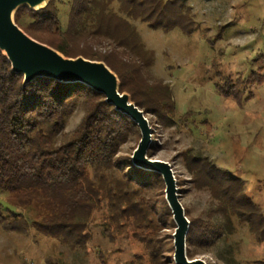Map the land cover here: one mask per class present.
I'll use <instances>...</instances> for the list:
<instances>
[{
	"label": "trees",
	"instance_id": "16d2710c",
	"mask_svg": "<svg viewBox=\"0 0 264 264\" xmlns=\"http://www.w3.org/2000/svg\"><path fill=\"white\" fill-rule=\"evenodd\" d=\"M190 12L185 0H48L37 10L19 7L14 20L30 36L66 56L104 61L117 74L119 90L163 122L172 112L170 91L167 84L152 83L147 77L154 52L134 22L168 31L193 24ZM102 43L108 48L94 49ZM22 79L0 51V227L22 235L31 230L75 246L84 244L93 213L104 207L99 218L103 232L114 238L123 224L144 242L148 253L139 262L174 264L136 232L149 230L155 221V203L150 202L154 194L144 197L146 189L156 192L163 186L159 173L135 166L130 156L116 157L120 145L138 132L136 124L107 103L102 93L82 83L37 77L23 84ZM254 79L264 82V76ZM79 105L80 122L59 139ZM184 158L192 184L207 190L215 201L207 220L189 219L187 238L197 234L200 241L209 238L206 242L211 243L245 227L264 243V216L245 192L242 179L207 156L185 151ZM24 208L34 213L26 216ZM214 214L221 218L212 220Z\"/></svg>",
	"mask_w": 264,
	"mask_h": 264
},
{
	"label": "rangeland",
	"instance_id": "374dc122",
	"mask_svg": "<svg viewBox=\"0 0 264 264\" xmlns=\"http://www.w3.org/2000/svg\"><path fill=\"white\" fill-rule=\"evenodd\" d=\"M185 2L190 7L191 25L163 31L134 22L142 41L154 52V61L145 73L152 83L167 84L173 104L170 117L163 122L145 112L151 127L146 155L171 165L188 219L207 220L215 201L207 190L192 184L185 151L207 156L222 170L241 178L245 192L264 216V82L254 79V75L264 76V0ZM95 48L103 51L108 46L95 44ZM182 113H187L185 118ZM82 115L79 105L59 139L66 138ZM139 138L138 129L120 145L116 157L131 159ZM148 196L155 203L156 223L152 219L149 230L136 232L148 238L164 260L174 263L175 223L164 197V182L156 192L146 189L144 197ZM27 209L22 210L26 216L34 213ZM103 210L93 213L84 244L75 246L31 230L22 235L0 227V264H145L139 262L148 253L145 244L129 228L122 224L114 238L103 232L99 219ZM218 218L220 214H214L211 219ZM206 240L200 241L197 234L186 235L187 257L200 258L206 264H264V243L256 241L245 227L226 240Z\"/></svg>",
	"mask_w": 264,
	"mask_h": 264
},
{
	"label": "water",
	"instance_id": "95a60500",
	"mask_svg": "<svg viewBox=\"0 0 264 264\" xmlns=\"http://www.w3.org/2000/svg\"><path fill=\"white\" fill-rule=\"evenodd\" d=\"M48 0H0V51L10 63L11 71L21 74L23 84L37 77H49L60 82H79L104 95L114 109L124 113L137 125L139 141L131 155V162L140 168L157 172L164 182V197L171 210L175 228L173 237L174 264H206L204 260L188 258L186 235L190 221L179 201L178 188L171 165L146 155L151 141V127L145 112L126 91L119 90L117 74L102 60L82 55L66 56L56 48L26 33L14 20V12L21 6L37 10Z\"/></svg>",
	"mask_w": 264,
	"mask_h": 264
}]
</instances>
